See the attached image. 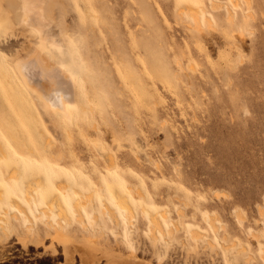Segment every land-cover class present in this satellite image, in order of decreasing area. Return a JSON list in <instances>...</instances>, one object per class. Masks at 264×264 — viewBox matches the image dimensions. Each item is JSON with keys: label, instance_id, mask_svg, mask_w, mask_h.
Wrapping results in <instances>:
<instances>
[{"label": "rangeland", "instance_id": "rangeland-1", "mask_svg": "<svg viewBox=\"0 0 264 264\" xmlns=\"http://www.w3.org/2000/svg\"><path fill=\"white\" fill-rule=\"evenodd\" d=\"M46 1L51 26L56 27L54 32L57 30L63 37L71 57L77 58L76 63L72 57L80 71L75 83V90L80 93L76 95L78 100V94L87 100H80L81 114L77 113L83 116L85 111V119L76 113L78 117L72 119L77 120L65 118L64 126L66 122L61 117L53 128L49 119V124L46 122L49 115L36 103L30 106L36 110L31 109L41 112L36 115L26 105L30 111L27 113L0 69V140L16 143L23 150L30 141L33 146L29 148L37 147V143L41 149L51 139L54 146L71 148L79 159L103 167L93 148L100 145L98 149L103 147L110 152L116 171L129 179L131 188L158 195L154 206L168 210L183 231L187 226L204 230L201 217L216 215L230 231L226 239L229 246L243 247L251 264H263L264 0H236L239 5L232 7L233 20L227 18L224 8L213 9L211 0H203L211 21L203 19L200 27L185 13L179 14L176 0ZM3 17L7 18L6 12ZM9 24L6 26L11 32L13 26ZM15 31L10 40L12 46L4 45L9 58L26 52L31 44L28 33ZM36 86L41 92H50L47 80ZM31 112L36 116L32 117ZM34 116L44 131L41 127L38 130ZM45 122L52 127L49 129ZM34 130L48 137L43 135L40 141ZM8 135L9 139H4ZM167 196L172 201L166 200ZM178 207L185 217L175 213ZM90 209L83 216L91 226L99 211ZM136 215L133 226L138 229L141 225L139 238L144 242H135L136 258H127L131 248L125 240L116 244L108 231L106 238L95 236L97 242L113 243L112 260L121 264H211L196 257L151 258L150 253L143 251L149 243L145 221L140 212ZM250 230L261 233L262 244ZM9 241L7 246L21 249L15 237ZM80 241L68 244L75 260L72 263L60 254L35 256L36 261L81 264L79 257L84 250ZM215 243L218 246L219 242ZM44 244H50V240L45 239ZM63 248L58 246L60 252ZM21 250L33 255L44 248L30 245L28 250ZM98 250L96 264H108V251L102 246ZM246 259L227 262L220 256L217 264H245Z\"/></svg>", "mask_w": 264, "mask_h": 264}, {"label": "bare ground", "instance_id": "bare-ground-1", "mask_svg": "<svg viewBox=\"0 0 264 264\" xmlns=\"http://www.w3.org/2000/svg\"><path fill=\"white\" fill-rule=\"evenodd\" d=\"M176 1L179 14L185 13L197 27L201 26L203 19L208 22L211 21V17L204 11L203 0ZM46 2V0H0V69L5 80L12 84L14 93L21 99V104H24L20 106L25 107L27 105L29 110L34 112L36 110L34 106H30L34 105L33 102L36 103L49 115L50 118L46 115L47 120H45L47 123L49 121L53 123L52 126L54 128L58 118L62 117L63 120L65 118L73 120V116L84 118L86 112L84 111L83 116H81L79 111H81L80 105L85 95L81 96L78 94L80 96L79 99L82 100L77 99L76 93L79 89H76L78 90L76 92L75 85L77 84L75 83L76 81L78 83V80H76L78 77L76 76L80 71L77 64H74V55L72 59L65 40L57 30L54 32L56 28L54 24L53 27L55 28L51 26L52 21L47 14L46 7L48 8V6ZM235 2L236 0H225V3L220 4L215 0H211L210 4L213 9L224 8L227 18L233 20L235 14L232 7L239 5L238 2ZM4 12L7 13V18L3 17V19L2 13ZM9 23L17 31L28 33L27 37L31 43L26 52L15 58H9L10 55L6 53V48L4 47L5 44L12 46L10 40L16 35V31L12 27L11 32L7 30L9 29L7 27ZM72 53L74 54V52ZM12 55L14 56L15 54ZM44 80L49 83L50 92L48 93L46 91L41 92L36 86V84H42ZM45 87L43 88L45 89ZM83 91L81 92L84 94ZM84 101L87 100L84 99ZM25 108L27 111L28 108ZM3 110L5 109L3 108ZM29 110L27 113L29 112L30 114ZM0 111L2 112L1 108ZM40 112L41 110L39 112L35 111V114L38 115L37 113ZM35 114L32 113L31 116L33 117ZM42 114L40 115L43 117ZM36 118L34 119L35 121ZM5 119L11 122L7 117ZM46 122L45 124L49 128V123L47 124ZM65 122L63 123L64 126L67 125V121ZM85 122L87 121L85 120ZM8 124L4 126L9 128ZM77 124L79 125L80 123L77 122ZM13 126L15 125L13 124ZM37 126L39 131L43 128L40 123ZM57 126L58 124H56ZM38 130H34L35 135L39 132ZM42 131H44V128ZM10 133L9 135H11ZM9 135L4 136V139H9ZM38 135L37 138L39 139L46 134ZM21 137L19 135V139ZM46 137L48 136H45V139ZM0 138H3L1 136V125ZM26 138L28 137L26 136ZM26 138L24 140H28ZM13 139L16 142L17 139ZM2 140H0V245L2 248L7 245V242L13 236L26 249L30 245L42 246L44 250L41 253H36L38 255L59 256L60 254L63 255L66 261L72 263L75 260L72 253H70V249H68V244L75 243L79 239L84 250L79 257L81 264H96L99 259L96 251L100 246L108 251L107 255L110 259L108 264H121L116 260H112L113 243L97 242L95 236L99 238L101 236L105 237L106 231H108L112 234L116 244L120 239L125 240L131 248V253L127 258H136L135 242H143L139 238L143 230H141V225L140 227L138 226V229L134 228L132 219L137 216V212H140L145 221V233H148L146 235L149 240V243L145 242L148 247H145L143 251L150 253L152 255L151 258L153 255H158L159 258L189 259L196 257L205 258L211 264H217L220 256L227 262H240L248 257L245 260V264H251L249 255H244L243 247L233 249L226 242V239L230 236V231L224 223L218 221V216H202L201 218L205 223L204 230L187 226L185 231H183L168 210L154 206V203L159 198L158 195L150 196L139 188L135 189V191L131 188L129 179L116 171L115 162L110 152L103 150V147L101 148L102 151L98 149V147H101L100 145H94L93 148L105 169L92 161L85 162L79 159L71 148H64L62 145L54 146L53 142L50 141L51 139H47L46 142L43 141L44 144H41V149L37 148L38 145L35 142L37 147L29 148V146H33L29 145L32 141L29 144L27 142L28 146L25 144L26 148L23 150L19 146L17 147L15 142L13 144L9 140L5 142ZM85 168L91 171H83ZM131 176L138 178L137 174H132ZM14 190L17 193H14ZM166 200L172 201L170 196H167ZM88 208H92L90 210H94V212L95 209L99 211V214L98 212L96 213L97 218L95 213L91 212L96 218L95 225L90 226L84 220L83 213ZM175 213L179 217L186 216L180 207L176 209ZM237 215L241 218L239 212ZM249 233L258 239V244L261 243L260 232L250 230ZM186 238L190 241H187ZM45 239H49L50 244H44ZM214 242H219L218 246ZM59 245L64 246L63 251L61 250L62 252L58 249ZM7 250L8 248L2 249L1 252L4 253ZM107 255L105 254V256ZM261 255L264 264V247H262Z\"/></svg>", "mask_w": 264, "mask_h": 264}, {"label": "flooded vegetation", "instance_id": "flooded-vegetation-1", "mask_svg": "<svg viewBox=\"0 0 264 264\" xmlns=\"http://www.w3.org/2000/svg\"><path fill=\"white\" fill-rule=\"evenodd\" d=\"M8 250L4 253L1 252L2 249ZM10 248V249H9ZM29 248V247H28ZM21 246V249L28 250ZM20 248H15L13 246H5L0 248V264H52V261H45L44 263H38L35 256H41L38 254L24 253ZM2 254V255H1Z\"/></svg>", "mask_w": 264, "mask_h": 264}]
</instances>
